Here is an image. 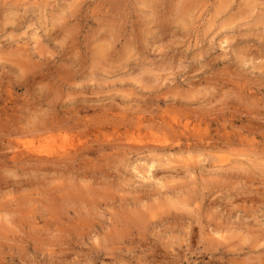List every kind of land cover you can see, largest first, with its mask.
I'll return each instance as SVG.
<instances>
[{"label": "rangeland", "instance_id": "374dc122", "mask_svg": "<svg viewBox=\"0 0 264 264\" xmlns=\"http://www.w3.org/2000/svg\"><path fill=\"white\" fill-rule=\"evenodd\" d=\"M24 100L56 123L35 122ZM16 103L25 105L16 106L21 116ZM28 115L43 128L62 118L70 128L64 119L78 117L59 140L69 155L42 148L52 151L43 158L56 156L44 163L50 171L25 155L13 159L18 142L40 144ZM261 151L264 0H0V264H264L263 178L231 165L245 154L264 162Z\"/></svg>", "mask_w": 264, "mask_h": 264}, {"label": "bare ground", "instance_id": "6f19581e", "mask_svg": "<svg viewBox=\"0 0 264 264\" xmlns=\"http://www.w3.org/2000/svg\"><path fill=\"white\" fill-rule=\"evenodd\" d=\"M224 41H225V40H224ZM222 43H223V42H222ZM228 44H229V43H228ZM230 46H231V44H230ZM232 48H233V47H232ZM234 48H235V47H234ZM257 54H258V53H257ZM256 58H257V57H256ZM253 59H254V58H253ZM34 78H35V77H34ZM200 82H201V81H200ZM33 83H35V82H33ZM187 83H188V82H187ZM188 84H190V83H188ZM197 84H198V83H197ZM205 84H206V86H207L208 83H205ZM210 85H211V84H210ZM190 86H191V85H189V87H190ZM206 86H205V90H206L207 88L209 89L210 86H209V87H206ZM176 87H177V86H176ZM176 89H177V88H176ZM178 89H179V88H178ZM191 89H192V87H191ZM208 89H207V90H208ZM7 91H8V89H7ZM47 91H48V90H47ZM179 91H180V90H179ZM194 91H196V90H193V92H194ZM199 91L203 92V91L200 90V89H199ZM208 91H209V90H208ZM208 91H207V93H208ZM211 91H212V89H211L209 92H210V93H213V92H211ZM10 92H11V91H10ZM175 92H178V91H174V94H175ZM180 92H181V91H180ZM201 92H198V91H197V92H195V93H201ZM55 93H57V91H56ZM181 93H182V92H181ZM6 94L8 95V92H6ZM10 94H12V93H10ZM43 94H44V93H43ZM48 94H50V90L48 91ZM172 94H173V90H172ZM178 94H179V93H177V95H175V96H177L176 98L179 97ZM184 94H185V93H184ZM188 94H189V93H188ZM205 94H206V93H205ZM205 94H204V95H205ZM45 95H46V93H45ZM47 96H48V95H47ZM175 96H174V97H175ZM185 96H186V95H185ZM213 96H214V94H212V97H213ZM7 97H8V101H10V100H9V96H7ZM7 97H6V98H7ZM10 97H11V96H10ZM38 97L40 98L41 95L39 94V96L36 97L37 100H38ZM42 97L44 98V96H42ZM42 97H41V98H42ZM49 97H50V95H49ZM49 97H48V98L46 97V98H47L48 100H51V101H52V99H51V98L49 99ZM6 98H4V100H6L5 102H7V99H6ZM36 98H35V99H36ZM43 98H42V99H43ZM31 99L33 100V98H31ZM31 99H30V100H31ZM42 99H41V100H42ZM47 99H46V100H47ZM179 99H180V98H179ZM186 99H187V98H186ZM212 99H213V98H212ZM26 100H27V99H26ZM26 100H24L23 102H25ZM30 100H29V102H30ZM41 100H40V101H41ZM44 100H45V98L43 99L42 103H43V102H44V103L48 102V101L45 102ZM207 100H208V99H206V101H207ZM33 101H34V100H33ZM40 101H38V102H40ZM174 101H175V99H174ZM176 101H177V100H176ZM181 101H182V100H181ZM212 101H213V100H212ZM26 102H28V101H26ZM26 102H25V103H26ZM182 102H184V100H183ZM30 103L32 104V102H30ZM30 103H29V104H30ZM33 103H36V105H40V104H37L36 101L33 102ZM40 103H41V102H40ZM44 103H43V104H44ZM49 103H52V105H50V108H51V106H52V108L55 106V105L53 106V104H55V103H53V102H48V103H46V104L49 105ZM70 103H71V102H70ZM179 103H180V101H179ZM208 103H209V102H208ZM16 104H17V103H16ZM31 104H30V105H31ZM74 104H75V103H74ZM205 104H206V103H205ZM205 104H203V105H205ZM3 105H4V104H3ZM6 105H7V103H6ZM6 105H5V108H6L7 106H9V103H8L7 106H6ZM18 105H20V106L22 105V106H23L24 104H23V103H19V104L15 105V107L18 106ZM30 105H28V104L26 103V108H27V110H26V108L24 107V110L28 111V113H29V111H30L29 108H28ZM36 105H34V108L37 107ZM41 105H42V104H41ZM64 105H65V104H64ZM167 105H168V103H167ZM186 105H188V104H186ZM208 105H209V104H208ZM24 106H25V105H24ZM74 106H75V105H74ZM84 106H85V105H84ZM86 106H87V105H86ZM86 106L83 107V109H84V108H87ZM171 106L174 107L172 104H171ZM176 106H177V109H178V107H179L178 103H177ZM180 106H181V104H180ZM3 107H4V106H3ZM12 107H13V104H12ZM18 107H19V106H18ZM18 107H16V108H18ZM30 107H33V106H30ZM40 107H41V106H40ZM40 107H39V108H40ZM61 107L63 108V105H62ZM70 107H72V106H70ZM76 107H78L77 104H76ZM181 107H182V106H181ZM197 107H198V106H197ZM202 107H203V106H202ZM204 107H205V106H204ZM13 108H14V107H13ZM16 108L13 109L14 112L16 111L15 113H17V111H18V109H19V108H18V109H16ZM34 108H33V109H34ZM42 108H44V107H42ZM42 108H41V109H42ZM52 108H51V109H52ZM55 108L58 109L57 107H55ZM62 108H61V109H62ZM174 108H175V107H174ZM31 109H32V108H31ZM41 109H40V110H41ZM53 109H54V108H53ZM61 109H60V110H61ZM68 109H69V108L67 107V111H68ZM167 109L169 110V108H167ZM167 109H166V110H167ZM179 109H180V107H179ZM179 109H178V110H179ZM182 109H183V108H182ZM189 109H190V108H189ZM20 110H21V109H19L18 112H20L19 114H20V116H21V112H22L23 109H22L21 111H20ZM35 110H36V109H35ZM35 110H34V111L32 110V111H30V112H31V113H32V112H36V113L38 112L37 114H39L38 107H37V110H36V111H35ZM47 110H49V108H47ZM65 110H66V109H65ZM71 110H76V109H75V107H74V109H70V112H72ZM78 110H79V109H78ZM81 110H82V109H81ZM170 110H171V109H170ZM184 110H185V109H184ZM10 111H11V110H10ZM13 111H12V112H13ZM43 111H44L43 109H42V111H40L42 117H44V115L46 114V112H45V114H42ZM49 111H50V110H49ZM51 111H52V110H51ZM56 111H57V110H56ZM79 111H80V110H79ZM79 111H77V112H79ZM171 111H172V110H171ZM171 111H170V112H171ZM175 111H176V110H175ZM179 111H180V110H179ZM187 111H189V110H187ZM191 111H192V110H191ZM23 112H24V111H23ZM54 112H55V110H54ZM61 112H62V111H61ZM68 112H69V111H68ZM68 112H67V113H68ZM172 112H174V110H173ZM180 112L182 113V111H180ZM180 112H179V114H181ZM194 112H195V111H194ZM6 113H7V112H6ZM6 113H5V115H6ZM31 113H29V114L31 115ZM62 113H63V112H62ZM75 113H76V112H75ZM75 113H74V111H73V114H75ZM79 113H80V112H79ZM165 113H166V112H165ZM167 113H168V112H167ZM167 113H166V114H167ZM188 113H189V112H188ZM195 113H197V112H195ZM9 114H10V113H9ZM22 114H23V113H22ZM24 114H25V113H24ZM24 114L22 115V117L24 116ZM33 114H34V113H33ZM54 114H55V113H54ZM59 114H60V113H59ZM68 114H69V113H68ZM70 114H72V113H70ZM76 114H77V113H76ZM170 114H171V113H170ZM183 114H185V113H183ZM199 114H200V113H199ZM11 115H14V114L12 113ZM11 115H9V116H11ZM34 115H35V114H34ZM34 115H33L32 117H34ZM47 115H48V114H47ZM47 115H46V116H47ZM189 115H191V113H190ZM195 115H196V114H195ZM197 115H198V114H197ZM200 115H201V114H200ZM200 115H199V116H200ZM25 116H27V115L25 114ZM35 116L37 117V115H35ZM39 116H40V114H39ZM41 116L39 117V118H41V120H39V118H38L37 120H35L36 118H34L35 122H37V121H39V122L42 121V122H43V120H44V122H45V119H46V122L48 123V120L52 121L54 118H56V117L54 116V118L52 119V117H51V116H53L52 114H51V116H50V114L48 115V116H50V118H51L52 120H51L49 117H48L49 119L47 120V117L42 118ZM59 116H60V115H59ZM71 116H73V115H71ZM75 116H76V117H75ZM173 116H174V115H173ZM173 116H172V117H173ZM175 116H176V115H175ZM178 116H179V115H177V117H178ZM201 116H202V115H201ZM201 116H200V117H201ZM13 117H14V116H13ZM28 117L30 118L29 115H28ZM28 117H27V118H28ZM32 117H31V118H32ZM69 117H70V116H69ZM74 117H75V119H76V118L78 119L77 115H74ZM167 117H168V116H167ZM181 117H183V116H181ZM188 117H189V116H187V118H188ZM14 118H15V117H14ZM31 118H30V120L33 122V119H31ZM58 118H60V117H58ZM65 118H66V117H65ZM67 118H68V117H67ZM165 118H166V116H165ZM169 118L171 119L170 116H169ZM183 118H184V117H183ZM185 118H186V116H185ZM190 118H191V117H190ZM198 118H199V117H198ZM21 119H22V120H21V124H22V121H24V120H23L24 118H21ZM75 119L72 118V119H71V120H73L72 122H71V121H68V119H66V120L64 119L65 122H66V121L68 122V123H65V125H66V124L68 125L69 123H70V124L72 123V124H71V127H70L71 129H70V128H66V127L61 128V127L63 126L62 124H64V123H62L63 118H62V119H59V120H61V122L57 121V122H59V124L61 123V126H60V125H59V126H58V125H54V126L52 127V122H53V123H56V122L52 121V122H51V126L48 125V127L46 126V127L43 128V124H40V125H42V126H40V125H38L37 123L33 122V123H35V125H36V124L38 125V128L41 127V128H40L41 130H38V131H42V133H41L42 135H40V132H39L38 134L35 132V133H33L34 135L31 134L33 137L35 136V134H37V136H38L39 138H36V139H39L40 144H39V142H38V143L36 142V143L39 144V145H36V144L33 145V142H34V141H33V142H30V143L32 144V146L29 145V146H30V147H29V146H27V142H29V141H27V142H18L20 145H22V147L24 146V148H23L21 151H20V150L17 151L16 153L13 152V153H14V154L12 155V156H13V159H14V160H18V162H19V160H22L21 157H22L23 155H25V156H23V157H27V158L31 157V158H33V160H32L31 158H29V159H23V161H28V160H29V161H31V160H32V161H35L34 159H37L38 161L40 160L41 162H43V165H44V163H45V162H48V160L51 161L50 158L53 159V158H52V155L49 157V156H46L45 154H43V155L46 156L45 158H43L44 156H42V155L40 154V153H43V152H46V151H47V153L49 152L48 149H46V150H45V149H42V148H45V147L51 148L52 151H53V150H56V149H58V148H60V147L62 148V151L59 150L60 152H56L57 157H56L55 155L53 156L54 159H55V157L58 158L60 154H61L60 157L63 156V155H66L67 153H69L68 151H66L69 147H68V145H67L68 148H65V147L61 146L60 143H59V140H60V137H62L63 139L65 138L63 134H64V132H66V129H67V130L69 129V132H72V131H70V130H72L73 125H75L74 128H77V126H78L77 121H79V120H76V123H75V122H74ZM79 119H81V118H79ZM166 119H167V118H166ZM179 119H180V117H179ZM191 119H192V118H191ZM194 119H195V118H194ZM196 119H197V118H196ZM16 120H17V119H16ZM16 120H15V121H16ZM69 120H70V119H69ZM84 120H85V119H84ZM84 120H83V121H84ZM163 120H164V119H163ZM174 120H175V119H174ZM186 120H187V119H186ZM189 120H190V119H189ZM200 120H202V119H200ZM200 120H199V124H200ZM204 120H205V118H204ZM204 120H203V121H204ZM8 121H14V120H8ZM25 121H26V120H25ZM31 121L28 120V121H26V122L28 123V125H30V122H31ZM160 121H162V119H161ZM181 121H182V120H181ZM26 122H24V124L27 125ZM32 122H31V123H32ZM42 122H41V123H42ZM184 122L186 123L185 120H184ZM184 122H183V123H184ZM187 122H188V121H187ZM189 122H191V120H190ZM16 123H18V120H17ZM33 123H32V124H33ZM78 123H79V122H78ZM163 123H164V122H163ZM170 123H171V122H170ZM185 123L183 124V126L185 125ZM201 123H202V122H201ZM32 124H31V125H32ZM142 124H143V123H142ZM157 124H158V123H157ZM164 124H165V123H164ZM172 124H173V123H172ZM199 124H198V125H199ZM31 125H30V126H31ZM44 125H47V124L44 123ZM67 125H66V126H67ZM81 125H82V124H81ZM137 125H138V124H137ZM165 125H166V124H165ZM165 125H163V126H165ZM176 125H177V124H176ZM179 125H180V124H179ZM191 125H194V124L192 123ZM196 125H197V124H196ZM198 125H197V126H198ZM200 125H201V124H200ZM68 126H69V125H68ZM68 126H67V127H68ZM158 126H159V124H158ZM166 126H168V124H167ZM166 126H165V128L167 129ZM170 126H171V125H169L168 127H170ZM181 126H182V125H181ZM185 126H186V125H185ZM185 126H184V127H185ZM206 126H207V125H206ZM12 127H16V125H14V126H12ZM31 127H33V125H32ZM78 127H79V126H78ZM159 127H161V125H160ZM159 127H154V128L152 127V128H153V129H156V130H157V129L159 130ZM171 127H173V126H171ZM194 127H195V125H194ZM19 128H20V127H19ZM19 128H16V129H19ZM34 128H35V127H33V129H34ZM181 128H182V127H181ZM187 128H188V127H187ZM192 128H193V127H192ZM197 128H199V127H197ZM202 128H203V127H202ZM205 128H206V127H205ZM208 128H209V127H208ZM27 129H28V131L30 132V129L28 128V126H27ZM160 129H162V128H160ZM171 129H173V128H169V131H171ZM193 129H194V128H193ZM19 130H25V129L22 127V128H20ZM19 130H18V131H19ZM34 130H36V129H34ZM174 130H175V129H174ZM180 130H182V129H180ZM180 130H179V131H180ZM194 130H195V129H194ZM197 130H198V129H196V130L194 131V134H195V132H196ZM28 131H27V132H28ZM73 131H74V130H73ZM76 131H77V130H76ZM78 131H79V130H78ZM166 131H167V135H168V133H169V134L171 133V132H168V129H167ZM176 131H177V128H176ZM184 131H185V130H184ZM252 131H253V130H252ZM12 132L14 133L13 130H11V133H12ZM16 132H17V130H16ZM16 132H15L14 134H17ZM19 132H20V131H19ZM19 132H18V133H19ZM22 132H23V131H22ZM22 132H21V133H22ZM74 132H75V131H74ZM81 132H82V131H81ZM159 132H161V131L159 130ZM164 132H165V131H164ZM164 132H163V134H164ZM185 132H187V131H185ZM188 132H189V131H188ZM197 132H198V131H197ZM202 132H203V131H202ZM202 132H201V133H202ZM25 133H26V132H25ZM31 133H32V132H31ZM66 133H67V132H66ZM172 133H173V132H172ZM172 133H171V134H172ZM29 134H30V133H29ZM45 134H46V135H45ZM68 134H69V133H68ZM77 134H78V133H77ZM178 134H179V133H178V131H177V135H178ZM186 134H187V136H188V133H186ZM198 134H200V131H199ZM205 134H206V133H203V137H202V138H205ZM226 134L228 135L229 133H226ZM226 134H225V135H226ZM17 135H21V134L19 133V134H17ZM164 135H165V134H164ZM173 135H174V134H173ZM180 135H181V134H180ZM195 135H196V134H195ZM200 135H201V134H200ZM24 136L27 137V135H24ZM29 136H30V135H28V137H29ZM65 136H66V134H65ZM72 136H73V135H72ZM72 136H71V137H72ZM18 137H19V136H18ZM22 137H23V135L21 136V138H22ZM66 137H67V136H66ZM86 137H87V136H86ZM170 137H172V136H169V138H170ZM173 137H174V136H173ZM181 137H182V136H181ZM190 137H192V134H191ZM190 137H187V138L190 139ZM210 137H211V136H210ZM224 137H225V136H224ZM224 137H223V138H224ZM230 137L233 138L231 135H229L227 138L225 137L227 141H226L225 139H223V140L226 141V145H227L228 141H230V140H228ZM19 138H20V137H19ZM24 138H25V137H24ZM30 138H31V136H30ZM30 138H27V139H30ZM88 138H89V137H88ZM106 138H107V137H106ZM177 138L179 139V137H177ZM193 138H195V137L193 136ZM198 138L200 139L201 137L199 136ZM198 138H196V139H198ZM207 138H209V136H207ZM212 138H213V137H212ZM242 138H243V137H242ZM242 138H241V139H242ZM65 139H66V138H65ZM172 139H173V142L176 140V139L174 140V138H172ZM17 140H19V139H17ZM20 140H21V139H20ZM20 140H19V141H20ZM101 140H102V139H101ZM101 140H100V141H101ZM104 140L108 141V139H104ZM109 140H111V139H109ZM167 140L169 141L168 138H166V141H167ZM183 140H184V139H183ZM183 140H182V141H183ZM209 140H211V139H209ZM223 140H222V141H223ZM237 140H238V139H237ZM239 140H240V139H239ZM239 140H238V141H239ZM36 141H38V140H36ZM98 141H99V140H98ZM116 141H117V140H116ZM166 141H165V142H166ZM168 141H167V144H169ZM171 141H172V140H171ZM182 141H180V142H182ZM185 141H186V140H185ZM195 141H196V140H195ZM195 141H194V142H195ZM199 141L201 142V145H203V142H202V141H204V140H202V141L199 140ZM206 141H207V140H206V138H205V142H206ZM56 142H57V143H56ZM61 142H62V141H61ZM65 142H66V141H65ZM91 142H93V141H91ZM91 142H90V143H91ZM96 142H97V140H96ZM165 142H164V144H165ZM178 142H179V141H178ZM183 142H184V141H183ZM18 143H17V145H18ZM58 143H59V144H58ZM66 143H67V142H66ZM90 143H87V144L89 145ZM98 143H99V142H98ZM105 143H106V142H105ZM109 143H110V142H109ZM114 143L117 144V146H118V144H120V143H117V142H115V141H114ZM170 143H172V142H170ZM176 143H177V141H176ZM186 143H187V142H186ZM186 143L184 142V144H186ZM192 143H193V142H192ZM196 143H197V141H196ZM230 143H231V142H230ZM230 143H228V144L230 145ZM236 143H237V142H236ZM240 143H242L241 140H240ZM14 144H15V143H14ZM28 144H29V143H28ZM50 144H51V145H50ZM67 144H68V143H67ZM101 144H102V142H101ZM160 144H161V143H160ZM173 144H174V143H173ZM173 144H172V145H173ZM181 144H183V143H181ZM208 144H209V143H208ZM208 144H207V145H208ZM211 144H213V143H211ZM215 144H216V143H215ZM234 144H235V143H234ZM237 144H238V143H237ZM63 145L65 146L64 143H63ZM90 145H91V144H90ZM121 145H122V143H121ZM158 145H159V144H158ZM172 145L169 144V147L172 146ZM186 145H188V144H186ZM197 145H198V144H197ZM201 145L199 146V149H200ZM226 145H225V147H227ZM229 145H228V146H229ZM15 146H16V145H15ZM124 146H126V145H124ZM148 146H150V148H153V147H154V145H153V147H151L152 145H148ZM148 146H147V145L144 146V147H145V150H147V151H148L149 148H146V147H148ZM159 146H162V145H159ZM179 146H180V145H179ZM182 146H185V145H182ZM195 146H196V144H195ZM208 146H209V145H208ZM221 146L223 147V145H221ZM19 147H20V146H19ZM22 147H21V148H22ZM52 147H53V148H52ZM113 147H114V146H113ZM126 147H127V146H126ZM130 147H133V146L130 145ZM140 147H141V146H140ZM162 147H164V145H163ZM169 147H168V149H169ZM186 147H187V146H186ZM225 147H224V148H225ZM231 147L234 148V145H232ZM231 147H229V149H230ZM15 148H16V147H15ZM88 148H89V147H88ZM88 148H87V149H88ZM105 148H106V147H105ZM118 148H120V146H118ZM141 148H143V146H142ZM154 148H157L156 145H155ZM164 148H165V147H164ZM170 148H171V147H170ZM178 148H179V147H178ZM178 148H175V149L178 150ZM213 148H214V147H213ZM227 148H228V147H227ZM227 148H225V149L227 150ZM18 149H20V148H18ZM89 149H90V148H89ZM102 149H103V148H102ZM106 149H108V148H106ZM115 149H116V147H115ZM131 149L133 150V148H130V150H131ZM143 149H144V148H143ZM166 149H167V148H166ZM171 149H172V148H171ZM184 149H185V148H184ZM187 149H189V147L186 148V150H187ZM194 149H195V148H194ZM197 149H198V147H197ZM201 149H203V147H202ZM207 149H208V148H207ZM216 149H217V151L220 152V153H221L222 151H223L224 153L226 152L223 148H222L223 150H221L220 147H219L220 150H218V148H216ZM231 149H232V148H231ZM73 150H74V149H73ZM77 150H79V149H77ZM103 150H104V149H103ZM109 150H110V149H109ZM117 150H118L119 152L122 151V149H120V150L117 149ZM124 150H125V149H124ZM130 150H128V151H130ZM181 150H182V149H181ZM52 151H50V152H52ZM74 151H76V150H74ZM79 151H80V150H79ZM138 151H139V150H138ZM142 151H143V150H142ZM142 151H141V152H142ZM150 151H151V149H150ZM157 151H158V148H157ZM167 151H168V150H167ZM202 151H203V150H202ZM228 151H229V150H228ZM230 151H231V150H230ZM50 152H49V153H50ZM71 152H72V151H71ZM112 152H113V151H112ZM115 152H116V150H115ZM115 152H113V153L116 154L117 152H116V153H115ZM122 152H124V151H122ZM152 152H153V150L150 152V155H151V154H154V155H155V153H152ZM154 152H155V151H154ZM159 152H160V151H159ZM186 152H188V153L190 154L189 150L186 151ZM186 152H184V153H186ZM197 152H198V151H197ZM223 152H222V153H223ZM232 152H234L233 149H232ZM75 153H76V155L78 154L77 152H75ZM75 153H74V154H75ZM120 153H121V152H120ZM127 153H128V152H127ZM144 153H145V152H144ZM156 153H157V152H156ZM165 153H166V152H165ZM176 153H177V151H176ZM181 153H182V152H181ZM184 153H182V154H184ZM236 153H238V152H236ZM262 153H263V151H261V154H260V153H258V154L262 155ZM51 154H52V153H51ZM84 154H85V153L82 154V157L84 156ZM142 154H143V153H142ZM163 154H164V153H161V154L158 153L157 156L162 155V157H163V156H165V154H164V155H163ZM179 154H180V153H179ZM232 154H233V153H232ZM232 154H231V155H232ZM240 154H241V153H240ZM255 154H257V153H255ZM67 155H69V154H67ZM78 155H79V156H78ZM78 155H77V156L80 158L81 153L78 154ZM112 155H113V154H112ZM117 155H118V154H117ZM121 155H123V154H121ZM144 155H145V154H144ZM174 155H175V154H174ZM176 155L178 156V154H176ZM196 155H197V154H196ZM214 155H216V154H214ZM231 155H230V156H231ZM234 155H235V154H234ZM246 155H247V154H245L244 156H243V155H235V156H237V157H236V158H232V162H231L232 168H233V165H234V168H233V169H235L236 167L239 168V169H242L243 171H244V170H247V171H248V170H250V169H253V170H255V172H256L255 174H257L258 172L261 174V176H262V178H263L262 180H263V182H264V162H261L260 160H259L260 162H258V160H255V157H256V156L254 157L253 155H251V156L254 157L253 160H251L253 157H252V158H250V157H249V158L246 157L247 159H245V156H246ZM263 155H264V154H263ZM263 155H262V156H263ZM70 156H71V155H70ZM123 156H124V155H123ZM126 156H127V155H126ZM179 156H181V155H179ZM258 156H259V155H257V157H258ZM60 157H59V158H60ZM64 157H65V156H64ZM64 157H62V158H64ZM84 157H85V156H84ZM84 157H83V158H84ZM145 157H146V156H145ZM162 157H161V159H162ZM166 157H167V156H166ZM188 157H189V159H191V158H190L191 156H188ZM216 157H217V156H215V159H216ZM243 157H244V158H243ZM20 158H21V159H20ZM62 158H61V159H62ZM67 158H68V161H69V163H68V161H67V163H68V165H69V164L71 163V162H70L71 159H70L69 157H67V156H66L64 159L67 160ZM114 158H115V157H114ZM117 158H118V157H117ZM128 158H129V157H128ZM128 158H124V160H125V159H126V160H125V161L122 160V161L126 163V161H129ZM149 158H150L149 161H147V159H146L148 165L150 164L148 172L152 171L151 169H152V167L155 165V164L152 165V163H150V161H152V158H153V157H152V158L149 157ZM155 158H157V157H155ZM155 158H154V161H156ZM167 158H169V157H167ZM183 158H184V157H183ZM183 158H182V160L180 159L182 162L185 160V159H183ZM196 158H197V157H196ZM263 158H264V157H263ZM263 158L260 157V159H262V160H263ZM30 159H31V160H30ZM54 159H53V160H54ZM61 159L58 160L59 162L57 161L59 164H60V162L62 163ZM64 159H63V161H64ZM69 159H70V160H69ZM72 159H73V158H72ZM81 159H82V158H81ZM144 159H145V158H144ZM144 159H143V160H144ZM164 159H165V158H164ZM169 159H170V158H169ZM172 159H173V157H172ZM192 159H193V158H192ZM83 160H84V159H83ZM137 160H138V159H137ZM140 160H142L141 157H140ZM140 160H139V161H140ZM143 160H142V161H143ZM10 161H11V160H10ZM23 161H21V162H23ZM40 161H39V163H40ZM54 161H55V160H54ZM54 161H53V162H54ZM73 161H74V160H72V162H73ZM75 161H76V159H75ZM75 161H74V162H75ZM108 161H109V160H108ZM117 161L119 162L120 160H117ZM157 161L159 162L160 159L157 160ZM170 161L172 162L173 160L170 159ZM249 161H250L251 163H250ZM263 161H264V160H263ZM35 162H36V161H35ZM51 162H52V161H51ZM51 162H49V163H51ZM57 162H56V163H57ZM83 162H84V161H82V163L80 164V167H78V168H81L82 165H84V166L86 165L85 163H87V162L85 161L84 164H83ZM165 162H166V161H165ZM186 162H187V164H188V160H187ZM37 163H38V162H37ZM58 163H57V166H59ZM110 163H112V162H110ZM153 163H154V162H153ZM156 163H157V162H156ZM161 163H162V162H161ZM249 163H250V164H249ZM45 164H46V163H45ZM64 164H66V162H64ZM64 164H63V165H64ZM87 164H88V163H87ZM162 164H163V163H162ZM169 164H170V163H169ZM184 164H185V163H184ZM27 165H29V164H27ZM39 165L41 166L42 164L40 163ZM39 165H38V166H39ZM49 165H51V164H48V166H49ZM68 165H67V166H68ZM70 165L73 166V163L70 164ZM122 165H123V164H122ZM127 165H128V164H126L125 166L128 168L129 165H128V166H127ZM144 165H145V166H144ZM228 165H229V164H228ZM25 166H26V165H25ZM45 166H46V165H44V168H45ZM48 166H46V168H47ZM67 166H66V167H67ZM84 166H82V167H83L82 169H84V168L86 167V166H85V167H84ZM88 166H89V165H88ZM125 166H124V167H125ZM143 166L145 167V169H144V171H145V170H146V166H147L145 162H144ZM214 166H215V165H214ZM229 166H230V165H229ZM28 167H29V166H28ZM31 167H32V165H31ZM41 167H42V166H41ZM49 167H51V166H49ZM52 167H53V166H52ZM60 167H62V166L60 165L59 168H60ZM76 167H77V166H76ZM133 167H134V166H133ZM139 167H140V166H139ZM139 167H138V165H136V168H137V169H139ZM226 167H227V166H226ZM19 168H20V167H19ZM53 168H55V167H53ZM57 168H58V167H57ZM57 168H56V170H57ZM59 168H58V169H59ZM136 168H133V169L136 170ZM147 168H148V167H147ZM212 168H213V167H212ZM30 169H31V168H30ZM32 169H33V168H32ZM34 169H35V167H34ZM42 169H43V168H41L40 170H42ZM47 169H48V168H47ZM47 169H46V171H47ZM51 169H52V168H51ZM63 169H65V166H64ZM66 169H67V168H66ZM72 169H73V168H72ZM154 169H155V167H154ZM213 169H214V168H213ZM213 169H212V170H213ZM219 169H222V168L220 167ZM223 169H224V168H223ZM37 170H39L38 167H37V169H35V170H33V171H34V172H37ZM43 170H45V169H43ZM48 170H49V169H48ZM68 170H69V168L66 170V172H68ZM85 170H86V169H85ZM87 170H88V169H87ZM135 170H134V173H135ZM140 170H141V169H140ZM212 170H211V171H212ZM227 170H228V167H227ZM237 170H238V169H236L235 171H237ZM242 170H241V171H242ZM256 170H257V171H256ZM46 171H40V172H41V173H42V172L45 173ZM49 171H50V170H49ZM57 171H59V170H57ZM69 171H70V170H69ZM144 171H143V172H144ZM214 171H215V169H214ZM241 171H240V172H241ZM250 171H251V170H250ZM28 172H29V171H28ZM34 172H33V173H34ZM55 172H56V171H55ZM63 172H64V170H63ZM136 172L138 173L139 170H136ZM141 172H142V171H140V174H141ZM145 172H147V171H145ZM145 172H144V173H145ZM152 172H153V171H152ZM248 172H249V171H248ZM248 172H247V173H248ZM49 173H50V172H49ZM86 173H87V172H86ZM144 173H143V175L145 176ZM154 173H155V172H154ZM244 173H246V172H244ZM249 173H250V172H249ZM251 173H252V172H251ZM29 174H30V173H29ZM45 174H46V173H45ZM140 174H138V175H140ZM24 175L26 176V173H24ZM32 175L35 176L36 173H35V174H32ZM88 175H89V174H88ZM143 175H141V176H143ZM248 175H249V174H248ZM38 176H39V175H38ZM144 176H143V177H144ZM148 176H150V175H148ZM154 176H156V175H154ZM254 176H255V175H253V176L251 175L250 178H248V177H247V178H248V179H251V178L254 177ZM259 176H260V175H259ZM83 177H85V176L83 175ZM87 177H88V176H87ZM138 177H140V176H138ZM143 177H142V179H143ZM152 177H153V174H152ZM152 177H151V179H152ZM156 177H157V176H156ZM257 177H258V175H257ZM26 178H29V176L26 177ZM85 178H86V177H85ZM255 178H256V176H255ZM38 179H40V176H39ZM140 179H141V177H140ZM147 179H148V178H147ZM151 179H150V180H151ZM159 179H160V178H159ZM159 179H158V181H157V180H156V181H157V182H161V180H159ZM161 179H162V178H161ZM253 179H254V178H253ZM256 179H257V178H256ZM35 180H36V179H35ZM41 180H42V179H41ZM95 180H97V179H95ZM144 180H145V178H144ZM153 180H155L154 177H153ZM163 180H164V179H162V184L166 183V182L163 181ZM245 180H246V179H245ZM21 181H22V180H21ZM23 181H24V180H23ZM145 181H146V180H145ZM258 181L260 182V180H258ZM19 182H20V181H19ZM95 182H96V181H95ZM24 183H26V181H25ZM24 183H21V184H24ZM13 184H14V183H13ZM21 184H20V186H22ZM27 184H28V183H27ZM253 184H254V182H253ZM25 185H26V184H24V186H22L23 189H25V188H24V187H26ZM29 185H30V184H29ZM73 185H74V184H73ZM158 186L161 187V185H158ZM71 187H72V186H71ZM77 187H78V186H77ZM163 187H164V185H163ZM81 188H82V187H81ZM87 188H88V187H87ZM26 191H28V190H26ZM26 191H25V192H26ZM252 191H253V190H252ZM252 191H250V192H252ZM262 194H263V193H262ZM51 196H53V195H51ZM51 196H50V198H52ZM70 197H72V196L70 195ZM69 199H70V198H69ZM53 207H54V206H53ZM57 207L59 208V207H61V205H60V206L57 205ZM51 208H52V207H51ZM50 210H51V209H50ZM53 210H54V209H53ZM53 210H51V211L54 212ZM55 210H56V209H55ZM57 211H59V210H57ZM4 218H6V216L3 217V218H1V219H4ZM247 218H248V217H247ZM241 221H244V219L242 218ZM0 222H1V221H0ZM2 222H3V221H2ZM7 222H9V221H7ZM10 222H11V221H10ZM242 223H243V222H242ZM2 225H3V226L0 227V230H2V231H0V234H2V233L4 232V230L6 229V225H4L3 223H2ZM242 225H243V224H242ZM246 225H247V222H246ZM0 226H1V225H0ZM221 226H222V225H220V227H221ZM243 226H244V225H243ZM220 227H217V226H216L214 232L217 233V232H216V231H217V228H220ZM222 227H223V226H222ZM222 227H221V228H222ZM240 227H241V226H240ZM221 228H220V230H221ZM222 229H223V228H222ZM5 231H7V230H5ZM221 231H222V230H221ZM218 234H219V233H218ZM213 240H215V239H213ZM215 241H216V240H215ZM213 242H214V241H213ZM217 242H218V241H217Z\"/></svg>", "mask_w": 264, "mask_h": 264}, {"label": "clouds", "instance_id": "9594fccd", "mask_svg": "<svg viewBox=\"0 0 264 264\" xmlns=\"http://www.w3.org/2000/svg\"><path fill=\"white\" fill-rule=\"evenodd\" d=\"M89 243H90V244L95 243V246H96L97 248H99V247H101V243H102V242H99V241H90ZM99 264H108V262H107V258H102V259L100 260Z\"/></svg>", "mask_w": 264, "mask_h": 264}]
</instances>
